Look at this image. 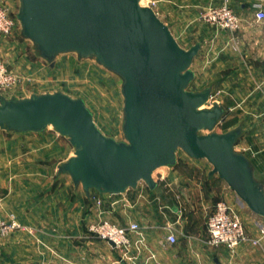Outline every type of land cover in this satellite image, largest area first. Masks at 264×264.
<instances>
[{
  "label": "crops",
  "instance_id": "obj_1",
  "mask_svg": "<svg viewBox=\"0 0 264 264\" xmlns=\"http://www.w3.org/2000/svg\"><path fill=\"white\" fill-rule=\"evenodd\" d=\"M0 1L10 7L16 4V0ZM259 1L230 0L232 7L239 6L238 29L228 32L207 26L192 44L200 48L190 70L193 91L211 88V100L225 110L219 122L225 127L222 133L240 129L234 150L249 160L264 192V24L256 22L250 11ZM14 31L10 36L0 34V59L27 78L42 58L32 42L21 37L19 28ZM49 129L0 130V213L5 219L14 215L23 226L0 237V264L69 259L79 264H141L144 259L182 264L184 255H197V244L209 247L205 220L222 198L237 209L250 237H258L259 229H264V218L251 212L216 174L209 175V166H200L196 178L184 180L152 174L153 189L139 182L122 194L100 195L93 190L86 194L80 185H73L68 174L58 172L74 149L66 137ZM96 197L103 200L102 206H96ZM98 213L121 226L139 225L140 248L135 246L138 236L133 235L129 253L134 260L121 262L117 249L88 234L86 226ZM166 226L176 236L174 244L166 240ZM226 248L222 249V264H264V239L258 246L245 242L235 249Z\"/></svg>",
  "mask_w": 264,
  "mask_h": 264
},
{
  "label": "water",
  "instance_id": "obj_2",
  "mask_svg": "<svg viewBox=\"0 0 264 264\" xmlns=\"http://www.w3.org/2000/svg\"><path fill=\"white\" fill-rule=\"evenodd\" d=\"M21 37L36 54L93 55L123 80V135L127 143L105 137L82 99L61 93L28 98L0 95V130L41 132L51 126L73 146V156L58 166L80 185L100 195L122 194L144 182L153 189V172L174 166L176 152L205 159L220 180L254 214L264 218V192L249 160L235 152V128L214 132L225 110L209 102L211 88L187 90L200 45L181 48L168 27L140 0H18ZM200 131H208L200 134Z\"/></svg>",
  "mask_w": 264,
  "mask_h": 264
},
{
  "label": "rangeland",
  "instance_id": "obj_3",
  "mask_svg": "<svg viewBox=\"0 0 264 264\" xmlns=\"http://www.w3.org/2000/svg\"><path fill=\"white\" fill-rule=\"evenodd\" d=\"M150 1L154 2L153 9L157 17L168 27L177 44L185 50L210 25L202 18V12L206 8L208 0H140V5L148 7ZM0 4L5 8L8 17L14 22L12 31L5 36L13 35L15 28L20 29V24L16 16L19 9V1L16 0V4H12L11 7L3 1H0ZM251 8L252 10L250 11L252 12L256 8L264 11V0L259 1L257 4L251 6ZM232 9L235 12L240 11L237 4H234ZM250 22L255 21L250 20ZM256 22L264 24V19ZM38 61L37 67L32 68L33 72L30 76L24 78L15 73L19 77L18 84L7 92L0 91V93L6 98L21 99L28 98L33 94L61 92L70 98L82 99L92 115V120L96 128L102 135L116 142L127 143L122 128L124 122L123 80L117 73L99 64L93 55L79 57L76 52L57 54L51 61L44 59H38ZM187 90H194L192 82L189 83ZM216 97L220 98L218 95ZM214 100L212 99L206 103L205 107H210L215 102ZM48 128H50L49 130H54L51 126H48ZM224 129L223 124L219 123L213 131L222 133ZM207 133L209 132L200 131V134ZM195 164H198L199 167H195ZM200 166L212 167L205 159H191L182 150L178 149L175 165L156 169L153 172V177L166 176L171 178L172 176H176L181 177L183 180L185 177L196 178L198 176L197 171L199 172V169L202 168ZM222 200L224 199L222 198ZM96 216L92 219H95ZM200 219L203 220L201 217ZM195 222L197 223V221ZM179 239V243L183 246V237L181 236ZM196 247L199 249L197 255H184L182 264H222V249L226 247L220 246L213 248L202 244H197ZM117 252L118 259L121 262L127 263L128 261L134 260L129 253L125 254L119 250ZM69 261L76 262L71 259ZM141 264L160 263L157 260L147 261L144 259Z\"/></svg>",
  "mask_w": 264,
  "mask_h": 264
},
{
  "label": "built area",
  "instance_id": "obj_4",
  "mask_svg": "<svg viewBox=\"0 0 264 264\" xmlns=\"http://www.w3.org/2000/svg\"><path fill=\"white\" fill-rule=\"evenodd\" d=\"M154 2H149V8L153 9ZM202 18L210 25L219 29L234 32L238 29L240 18L230 5V0H208L206 8L202 12ZM255 21L264 19V11L260 8L254 10ZM14 27V22L8 17L5 8L0 4V34H9ZM19 82V77L0 59V91H8L15 87ZM1 94V93H0ZM1 96H3L1 94ZM5 97V96H3ZM6 98V97H5ZM212 96L210 95L209 101ZM97 207L102 206L103 200L100 197L94 198ZM87 231L90 236L113 246V248L128 254L132 247V236H138L135 241L136 248L142 242L140 227L136 223H129L121 226L101 214L92 219L87 224ZM167 230L166 240L170 244L176 242V236L173 230L165 227ZM23 229V226L16 220L14 215L3 218L0 213V237L8 235L11 232ZM206 245L209 247L226 246L229 249H235L241 244L248 242L252 246H258L261 239H264V229H259V236L250 237L245 229V225L237 209L225 200L217 201L205 220ZM42 264H79L65 260L62 263L54 260L46 261Z\"/></svg>",
  "mask_w": 264,
  "mask_h": 264
},
{
  "label": "bare ground",
  "instance_id": "obj_5",
  "mask_svg": "<svg viewBox=\"0 0 264 264\" xmlns=\"http://www.w3.org/2000/svg\"><path fill=\"white\" fill-rule=\"evenodd\" d=\"M139 4H140V2H139Z\"/></svg>",
  "mask_w": 264,
  "mask_h": 264
}]
</instances>
